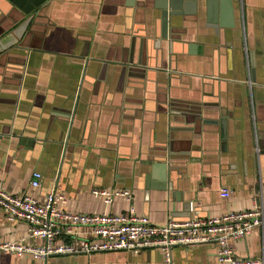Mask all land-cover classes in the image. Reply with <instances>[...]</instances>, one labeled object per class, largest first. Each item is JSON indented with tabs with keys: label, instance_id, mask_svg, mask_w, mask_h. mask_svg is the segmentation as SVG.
<instances>
[{
	"label": "crops",
	"instance_id": "0c3cea01",
	"mask_svg": "<svg viewBox=\"0 0 264 264\" xmlns=\"http://www.w3.org/2000/svg\"><path fill=\"white\" fill-rule=\"evenodd\" d=\"M41 1L24 15L0 0L6 192L41 202L56 192L65 198L58 208L82 215L133 205L156 225L264 206V0H230L223 22L221 0H180L187 14L170 18L166 40L156 8L164 0ZM96 188L130 190L134 199L108 205ZM8 217L0 208V241L35 243L27 222ZM230 247L237 259H264L260 230ZM217 253L214 244L179 246L172 264H221ZM0 264L167 263L153 249L46 263L1 255Z\"/></svg>",
	"mask_w": 264,
	"mask_h": 264
},
{
	"label": "built area",
	"instance_id": "2783aa9c",
	"mask_svg": "<svg viewBox=\"0 0 264 264\" xmlns=\"http://www.w3.org/2000/svg\"><path fill=\"white\" fill-rule=\"evenodd\" d=\"M42 179L40 172H34L32 188H39ZM230 193V190L222 189L221 197L229 198ZM261 193L264 194V186ZM92 194L108 205L118 197L128 202L134 199L130 190L96 188ZM64 201L65 198L56 192L49 193L41 202L27 195H12L0 186V208L8 212L10 221L27 222L30 239L35 242L26 243L23 239L0 241V256H29L46 263L57 256L160 249L165 262L172 264L175 247L214 244L218 247L217 260L221 264H264V259H237L230 247L231 241L246 238L256 230L264 236V206L221 218H195L184 223L169 221L165 225H156L147 216L138 215L133 205L120 215H82L58 208ZM79 228L86 230L83 233L78 231Z\"/></svg>",
	"mask_w": 264,
	"mask_h": 264
},
{
	"label": "water",
	"instance_id": "95a60500",
	"mask_svg": "<svg viewBox=\"0 0 264 264\" xmlns=\"http://www.w3.org/2000/svg\"><path fill=\"white\" fill-rule=\"evenodd\" d=\"M15 4L17 8L22 10L24 15H30L33 11L42 5L41 0H10ZM213 5L217 7V0H213ZM230 0H221V22L225 21L227 15H231ZM157 9L161 10V39H168L169 34V22L171 17H182L184 16L185 9L182 7L180 0H164L156 6ZM187 14V13H186ZM33 16H29L24 21L26 25L30 23ZM227 25H232L228 24ZM224 124V122H223ZM260 150L264 151V144H260ZM159 167H164L161 164H155ZM191 205V204H189Z\"/></svg>",
	"mask_w": 264,
	"mask_h": 264
}]
</instances>
